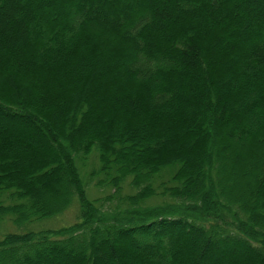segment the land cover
<instances>
[{
  "label": "trees",
  "instance_id": "trees-1",
  "mask_svg": "<svg viewBox=\"0 0 264 264\" xmlns=\"http://www.w3.org/2000/svg\"><path fill=\"white\" fill-rule=\"evenodd\" d=\"M74 204L0 264H264V0H0V220Z\"/></svg>",
  "mask_w": 264,
  "mask_h": 264
},
{
  "label": "rangeland",
  "instance_id": "rangeland-1",
  "mask_svg": "<svg viewBox=\"0 0 264 264\" xmlns=\"http://www.w3.org/2000/svg\"><path fill=\"white\" fill-rule=\"evenodd\" d=\"M94 163V164H93ZM96 163V158L94 155H91L88 160H87V164L85 167H82V174H83V178L85 180V185H86V191H87V195H89L91 198H95L98 196H103L106 193H110L112 192V190L109 187H96L94 185V181L96 180V178H94L93 181H89L88 180V174L91 171V167H94ZM93 164V165H92ZM127 192H132L131 189L127 188L126 185H124V190L123 193H127ZM148 204H153L154 201L149 200L147 201ZM77 215H78V207L76 204H74L73 206H71L67 211H65L64 213H62L61 215H57L51 218H45V219H41L38 221H35L34 223H31L27 226H23V227H18L16 225H14L8 217H6L4 220H0V238L8 232H21L22 229L24 228H31V229H41V228H50V229H55V228H59L62 226H66L72 222H74L77 219Z\"/></svg>",
  "mask_w": 264,
  "mask_h": 264
}]
</instances>
